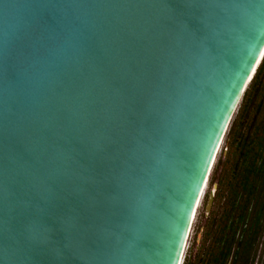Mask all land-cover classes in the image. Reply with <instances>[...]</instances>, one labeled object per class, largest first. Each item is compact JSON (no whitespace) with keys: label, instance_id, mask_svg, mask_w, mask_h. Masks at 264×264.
I'll return each mask as SVG.
<instances>
[{"label":"water","instance_id":"1","mask_svg":"<svg viewBox=\"0 0 264 264\" xmlns=\"http://www.w3.org/2000/svg\"><path fill=\"white\" fill-rule=\"evenodd\" d=\"M263 50L264 0H0V264L182 263Z\"/></svg>","mask_w":264,"mask_h":264},{"label":"trees","instance_id":"2","mask_svg":"<svg viewBox=\"0 0 264 264\" xmlns=\"http://www.w3.org/2000/svg\"><path fill=\"white\" fill-rule=\"evenodd\" d=\"M225 144L214 195L219 211L209 214L196 253H187L182 264H258L264 244V56Z\"/></svg>","mask_w":264,"mask_h":264},{"label":"rangeland","instance_id":"3","mask_svg":"<svg viewBox=\"0 0 264 264\" xmlns=\"http://www.w3.org/2000/svg\"><path fill=\"white\" fill-rule=\"evenodd\" d=\"M226 148V144H225V137L222 141V143L220 144L218 153L214 159L213 165L211 167V170L209 172L208 178L206 180L205 186H204V190L202 193V198L200 199V202L198 204V207L194 213V218L190 227V231H189V235L187 237V241H186V245H185V250H184V257L185 255L188 254H195L200 240H201V236H202V232L206 223V219L208 218L209 214L213 211H219L218 209V202L214 200H212V204L210 206V209L208 211V213H205V207L207 204V200L208 197L211 193H213V196L215 195V191L217 189V179L220 175V171H221V166L218 164V162H223L224 158H225V150ZM215 173V174H213ZM215 176V178H214ZM260 257L257 258L258 260V264H264V244L262 246V252L259 255ZM184 260V258H183ZM183 263V261H182ZM180 262V264H182Z\"/></svg>","mask_w":264,"mask_h":264},{"label":"bare ground","instance_id":"4","mask_svg":"<svg viewBox=\"0 0 264 264\" xmlns=\"http://www.w3.org/2000/svg\"><path fill=\"white\" fill-rule=\"evenodd\" d=\"M264 51V50H263ZM263 56H261L260 55V59H259V62H261V58H262ZM259 65V64H258ZM220 147V146H219ZM218 150H219V148H218ZM217 153H218V151L216 152V155H217ZM216 157V156H215ZM207 180V179H206ZM205 183H206V181H205ZM205 183H204V186H205ZM204 186H203V189H202V192H201V194H200V196H199V199H198V202H197V204H196V207H195V210H194V212H193V214H192V218H191V224H192V221H193V218H194V213H195V211H196V209H197V207H198V204H199V202H200V199L202 198V193H203V190H204ZM191 227V226H190ZM190 231V230H189ZM188 235H189V233H188ZM186 245V244H185ZM184 248H185V246H184Z\"/></svg>","mask_w":264,"mask_h":264},{"label":"snow or ice","instance_id":"5","mask_svg":"<svg viewBox=\"0 0 264 264\" xmlns=\"http://www.w3.org/2000/svg\"><path fill=\"white\" fill-rule=\"evenodd\" d=\"M260 55H261V56H264V51H261ZM253 71H254V69H253ZM249 79H251L250 76H249Z\"/></svg>","mask_w":264,"mask_h":264}]
</instances>
